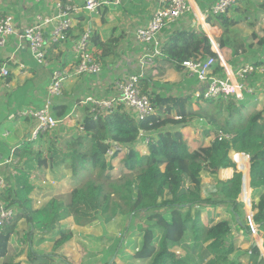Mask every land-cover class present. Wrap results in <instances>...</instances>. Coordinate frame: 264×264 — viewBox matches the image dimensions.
<instances>
[{"label": "trees", "instance_id": "16d2710c", "mask_svg": "<svg viewBox=\"0 0 264 264\" xmlns=\"http://www.w3.org/2000/svg\"><path fill=\"white\" fill-rule=\"evenodd\" d=\"M259 8L264 12V0L259 3ZM229 13L213 15L208 22L223 30L220 47H229L232 54L238 56L255 45L236 29L241 17L230 16ZM208 27L205 25L206 29ZM250 39H257L259 49L251 52L253 58H247L263 65L264 58L258 60L255 56L259 51L264 55V36L252 33ZM94 40L105 47L104 51L109 46H103L97 38ZM162 52L165 60L176 69L183 68L184 60L199 55L218 57L212 50L210 38L195 26L172 30L162 45ZM216 71L222 72L223 68L217 65ZM152 82L151 77H143L140 81L143 92L149 95L155 107V112L143 120H137L123 104L98 117H94L88 108L82 122L84 132L64 138L58 147L52 144L55 139L49 133L36 141L28 139L15 148L12 155L18 157L19 162L6 179L8 184L4 186L1 197L9 207L17 206L18 209L10 224L0 226V258H6L3 264H25L8 257L11 238L21 219L30 225L26 238H31L34 233L47 236L58 230L53 248L58 250L73 236L71 231L58 227L64 219L73 217L81 226L102 217L109 220L118 214L116 209L120 207L114 196L126 202L122 213L133 215L127 229L143 233L142 243L134 254L136 259L148 260V264H242L240 255L245 253L230 238L232 221L238 228L250 230L243 216V203L239 201L243 174L235 172L228 179H218L203 197L201 173L208 171L218 175L222 170L234 169L232 151L250 155L251 186L261 192L254 205V219L264 227V107L245 115L253 96L247 95L239 103L232 99H194L161 92L159 87L151 88ZM194 104L198 110H194ZM52 111L60 119L71 111V107L54 102ZM195 118L205 124L208 132L214 133V138L209 146L190 150L180 129ZM220 132L230 137L219 139ZM141 138L147 140L148 152L145 154L136 148ZM46 139L51 144L47 157L41 150L36 152L34 145ZM113 143L128 149L125 167L130 174L109 183V170L113 165L106 153ZM0 149L5 150L1 143ZM244 153L239 158L242 169L246 166ZM31 161L41 168L48 163L65 165L80 184L73 188L66 200L52 198L46 205L34 209L30 197L34 190L31 168L24 165ZM218 204L232 208L231 219L204 223L201 209ZM190 237L193 243L185 245ZM124 238L118 239L122 245ZM119 246L116 244L115 250H121ZM249 253L248 264H264L259 247L254 246ZM28 256L31 259L29 264L51 262L49 254L40 255L32 249Z\"/></svg>", "mask_w": 264, "mask_h": 264}, {"label": "crops", "instance_id": "0c3cea01", "mask_svg": "<svg viewBox=\"0 0 264 264\" xmlns=\"http://www.w3.org/2000/svg\"><path fill=\"white\" fill-rule=\"evenodd\" d=\"M60 1L79 6L83 5L86 2V0H0V18L3 15H12L15 19L17 33L19 34L22 32V29L23 27H25V25L31 23L35 19V16L37 14H42L44 16L55 14V4ZM105 1L106 3L101 7L99 13L91 15L87 11H82L79 15L76 16L77 20L75 22V26L69 32V38L67 41L59 44H52L49 46L47 66L43 65L42 67L36 62L28 47V44L20 40L19 35L17 34L11 36L7 46L0 49V71L3 67H8L10 70L9 76L5 78L8 86H3L0 90V143L5 148V150L3 151H1L0 149V177L6 176L8 178V176H11V174L15 171V165H13V163L16 164L17 162H19V158L15 157V155H12L13 151L16 147L21 146V144L29 139L30 133L34 127V123L30 118H22L18 116V112L20 110L42 108L44 106L48 86L50 85L52 79L51 74L54 69L63 68L69 70V76L66 78L64 84L63 95L55 100V104L67 105L71 107V111L63 118H60L64 119V121L62 122L63 127H60L56 132L57 135L58 133L62 135H60L61 137H54L55 140H53L52 142V144L57 147L58 145H60L64 138H69L70 136L76 135L73 134L72 131L78 132L77 134L83 133L80 127L81 125H83L82 122L84 119V115L87 109H91L92 107L90 103L84 102L87 97L95 96L100 100L116 96L118 91L115 82L123 78L125 75L139 72L138 61L141 54L143 53V46L136 42L134 32L137 27L145 24L150 19L154 11L157 9L159 0ZM190 1L193 6V11L179 19L177 22L169 25V27L164 30L162 34L163 44L167 40L168 34H170L172 30L174 31L176 29L185 28L188 26H195L199 30L201 26L203 31L205 30L204 32L208 34L207 36L210 38V41L212 43V50L223 55L227 64L233 63L236 58L244 59L246 62L255 63L256 60L254 61L253 59V61H248L249 58H247V54L249 52L254 53L255 50L259 49V47L257 46V39H250L252 33L257 34L258 29H261L262 33H264V12L259 8V3L263 0H260L257 5V8L259 9L258 11L263 18V23H260L253 27V31H250L251 35L246 37L249 39V42L253 43L255 46L254 48H250L248 51H246L248 53L245 52L238 56H234L232 54L231 48L220 47L219 39L223 34V30L218 25L209 23V17L205 18V16L203 15V10L214 3L216 0ZM201 5H204V7H202ZM140 6H142V8L145 7V10L151 8V11H147V13L143 14L141 13L142 11L139 8ZM137 15H141L142 17H144V19L142 18L137 22L132 23L133 18ZM233 16L241 18L243 17L240 14V10H237V12L234 13ZM203 21L205 24L203 23ZM205 25L209 26L208 29L205 28ZM88 29H90L92 33L91 50L101 60L103 69L99 75L76 76L73 71V65L77 62L75 44L80 38L81 34ZM258 36L263 37L264 34ZM95 38H97V40L99 39L101 43H103V46L105 44H109V46L106 47L105 51V47L99 46L94 40ZM256 57L258 60H261L264 58V55L259 51L255 58ZM21 65H24V67H22ZM148 77H151L153 81L151 83V88L155 86L159 87L158 89H160L161 92L168 91L172 95L191 96L195 99L194 94L198 88L197 79L195 77L189 76L185 72V70H183V68L176 69L173 64H170L165 60L163 55L159 56L156 59L154 66L150 67L147 71H144V78ZM5 81H1V83H4ZM170 84L174 85L169 86ZM250 96L255 97L254 95ZM245 98H247V96ZM250 101L251 102L249 103V105L253 103L252 100ZM193 108L194 110H198L197 104H194ZM207 129L208 128L204 123L199 122V119L195 118L189 121L185 126L181 127L180 130L184 134V138L190 150H198L200 148L209 146L214 138V133L208 132ZM146 142L147 140L145 138H141L136 144V148L143 154L148 152V146ZM34 145L36 152L41 150L44 153L45 157L49 155L48 150H50L51 146L49 140H41ZM233 152L236 151H232L231 153ZM127 153L128 149L126 148L125 152L120 153L112 159L125 158ZM240 157H243V155L241 154ZM33 162L34 161H31L24 165L28 164L27 167L30 166L31 168V182L34 185V190L30 197L32 199L34 209L40 208V206L36 205L35 203V196H41L43 200L41 201L40 205L44 206L49 202V200L61 194H67L66 196L64 195V197H67L68 194L73 190L74 186H77L80 182L76 177L72 176V170L70 168H67L65 165H54L48 163L46 167L41 168L38 166V164L32 165ZM246 166H248L247 171L244 170ZM246 166L241 169L243 173V181L245 184L250 183L251 181V162H247ZM235 172H237V167L234 169L222 170L218 175L211 174L206 171V175L203 174L204 179H202L203 192L208 191L209 189L211 190V187L214 186L208 185L209 187L208 189H206L205 183H210L212 180L216 181V179L218 178L228 179L232 177ZM51 182L60 184L54 190V188H50L48 186ZM7 184L8 180H5L4 185ZM62 185V188L64 189L61 188ZM43 189H46L45 191H48V189L54 190V197L48 198V195L43 196ZM252 193L254 200L258 202L260 196L257 195V190L252 188ZM61 197L62 196H60L59 198ZM247 200L249 203V196H247ZM219 205L222 204H218L215 206H205L201 209V212L203 213L206 207H208V210L213 209L217 212V209H215V207H218ZM14 209H16L17 211V206H14ZM229 209L231 210L232 208L230 207ZM201 217L204 223H216V221L213 220V213H208L206 215V221L204 220L202 214ZM69 219L73 222V227L75 230L85 232L86 234H90V236H98L95 231L98 226V220L95 221L92 225L81 226L75 223L73 217H69ZM62 222L58 226L60 229H62ZM21 223L23 224L21 225ZM25 224H27L26 226L29 227L27 232L30 231L29 223L25 219H21L18 222L16 232L13 234L14 236H12L11 238V241L14 242L19 237H21L18 240L21 243V248L19 247V245H17L16 249L13 250L12 248H10V245L8 257L14 259L15 261H21L22 263L29 264L25 262V256L27 255L28 260V254L31 249L34 253L40 255L50 253V249L43 250V247L52 242V248H54V241L55 238L58 237V230H53L47 236H42L34 233L31 235V238H26V234L21 231L23 228L22 226H24ZM73 233H75L74 230ZM94 240H96V238L93 237V241ZM67 243L68 242H66L60 249L54 251L61 250ZM255 243H257V247H259L261 253L264 255V235L261 238L255 239L253 245ZM25 245L27 247H24ZM119 245H121V243ZM244 245L245 244H243L242 246ZM114 247L115 243L114 245L112 243L109 249L105 251L106 257L112 256L111 263L107 264H116V261L114 259L112 260V258L122 250V248L121 250H115ZM253 247L254 246H252V248ZM243 248L245 251H248L250 245L247 247L244 246ZM13 252L15 253L14 255ZM99 260L101 261V258H99ZM84 264L104 263H102V261L99 262L96 259H92L84 262Z\"/></svg>", "mask_w": 264, "mask_h": 264}, {"label": "built area", "instance_id": "2783aa9c", "mask_svg": "<svg viewBox=\"0 0 264 264\" xmlns=\"http://www.w3.org/2000/svg\"><path fill=\"white\" fill-rule=\"evenodd\" d=\"M244 0H216L203 10V15L211 17L217 14H225ZM106 3L105 0H86L83 5H75L64 2L55 4V14L44 16L37 14L35 19L23 27L21 33H17L15 19L12 15H3L0 18V49L7 46L11 36L19 35L20 40L26 42L39 65H48V48L52 44L63 43L68 40L69 32L74 28L76 16L82 11H87L91 15L99 13L100 8ZM193 11L190 0H159L157 9L150 19L143 25L136 28L134 32L135 40L143 46V53L138 61L139 72L125 75L116 81L117 95L104 99H97L95 96L87 97L84 102L92 105L91 112L94 117L108 114L118 104H123L131 111L137 120H143L155 112V107L147 93H144L140 86L144 71L154 66L156 59L163 55L162 34L169 25L177 22L182 17ZM91 30L88 29L81 34L75 44L77 62L73 65L76 75H99L103 65L98 56L91 50ZM218 57L202 55L196 58L186 59L182 62L185 72L195 77L198 81V88L195 92L197 99H220L240 102L247 95L264 93V64L246 62L244 59L236 58L233 63L227 64L223 55L217 53ZM217 65L223 68L222 72L216 71ZM24 67V65H21ZM10 74L8 67H3L0 71V90L3 86H8L5 78ZM69 70L57 68L52 71L51 82L48 86L44 106L42 108H31L20 110L18 116L30 118L34 127L30 133L29 140L36 141L43 135L54 134L64 121L57 118L52 107L55 100L63 95V89ZM1 81H5L1 83ZM84 132V126L81 125ZM229 134L219 133V139L229 138ZM126 151V147L119 143H113L106 153L107 159H112ZM244 152H233L231 158L235 162L237 172L239 169L238 158ZM245 163L250 162V156L246 153ZM248 156V157H246ZM243 174V173H242ZM251 181L245 184L242 178V190L239 201L243 203L244 217L248 221L250 231L255 239L264 235L262 225L255 222L256 210L252 193ZM249 196V203L247 200ZM246 209V211H245ZM16 211L9 207L0 195V226L10 224L14 219ZM257 246V243H255ZM254 244V245H255ZM261 251V250H260ZM264 251V250H263ZM261 258L264 255L261 253Z\"/></svg>", "mask_w": 264, "mask_h": 264}, {"label": "rangeland", "instance_id": "374dc122", "mask_svg": "<svg viewBox=\"0 0 264 264\" xmlns=\"http://www.w3.org/2000/svg\"><path fill=\"white\" fill-rule=\"evenodd\" d=\"M259 1L260 0H244L238 4L240 6H237V7L235 6L237 8V10H240V14L243 16L241 18L243 21H240L236 27V29L239 31V33L241 34L242 37L243 36H245V37L250 36L251 35L250 31L253 29V27H255L256 25H258L260 23H263V18L261 16L260 12L258 11L259 9L257 8ZM139 8L142 11L141 13H143V14L147 13V11H151V8L148 10H145V7L142 8V6H140ZM236 8L233 10L231 9L232 11L230 10V13H229L230 16H233L234 13L237 12ZM142 18L144 19V17H142L141 15H137L133 18L132 23H135L139 19H142ZM138 23H140V22H138ZM263 28H264V26H263ZM199 30L200 31L203 30L201 26H200ZM261 33H262L261 29H258L257 34L258 35L264 34V33H262V34ZM247 55L251 56L252 58L254 57V54L251 52H249ZM231 59H233V58H231ZM248 61H251V60H248ZM41 66L43 67V65H41ZM76 76H79V75H76ZM172 85H174V84H170L169 86H172ZM63 91H64V89H63ZM254 96L255 97H253L251 99L253 101V103L250 104V108L244 111L245 115L253 112L254 110H258V109L261 110L264 107L263 106L264 93L263 94H255ZM203 105H205V104H203ZM60 127H63L62 124L60 125ZM72 133L77 134L78 132L72 131ZM60 135H62V134L58 133V135H57V132H55L53 134L54 137L60 136ZM239 158L237 159L238 163H239V169H242L241 161L239 160ZM33 164L36 165L37 163L33 162L32 165ZM13 165H15V163H13ZM112 165H113V167L109 170L111 177H110V179L107 180V182L110 183V182L118 181L119 179H122L123 177L130 174V171L125 167V158L112 159ZM26 167H27V165H26ZM235 168H236V166H235ZM205 172L206 171L201 173L202 179H204L203 174L206 175ZM72 176H74V174ZM6 178H7L6 176L0 177V195H2L4 186H5L4 183H5ZM218 179H216V181ZM216 181L212 180L210 183H205V188L208 189V187H209L208 185H215V183L217 184ZM59 184L60 183H52L51 182L48 186L50 188H54V190H55V188L57 186H59ZM79 184H80V182H79ZM48 186H46V187H48ZM62 187H63V185L61 186V188ZM74 187H76V185ZM107 187H108V185H107ZM61 188H60V190H61ZM62 189H64V188H62ZM45 190L46 189H43V191H44L42 193L43 196L48 195V198L54 197V193H55L54 190H52V189H48V191H45ZM64 195L66 196L67 194H64ZM64 195L61 194V195L54 197V198H59L60 196H62V199L66 200L67 197H64ZM202 195H203V197H205L207 195V192L206 191L202 192ZM257 195L260 196L261 192L257 191ZM113 198H114V200H117L120 203V207H117V209H116L118 211V214L113 215L112 218L109 220H106L103 217H102V219H98V221L96 220L98 226H97V229H95V231H96L98 236H90V234H86L85 232L75 230L73 227V222L69 219V217L67 219L63 220L62 228L66 231H71L73 236L71 239L68 240V243L59 251L53 250L52 242L50 244H47V246L43 247V250L50 249V253H48V254H50V258H51L50 264H67V263L68 264H84V262H87V261L92 260V259H96L99 262L102 261V263H104V264L111 263V257L112 256L106 257L105 251L107 249H109V247L112 245V243H113V245H114V243H115V245L120 244L121 240H118V239H120V238L122 239L124 237L125 238L123 240V245L121 244V246H120V247H122V250L117 255L113 254L114 257L112 258V260L114 259L116 261V264H148V262H149L148 260L140 261L134 257V254L137 251V248H139L141 243H142L143 233L136 230V229H127L128 225H129V219L131 216L129 214L122 213L123 212L122 208H125L123 205H125L126 202L124 199H122L119 196H114ZM34 199H35L36 205H39L40 207L43 206V205H40L41 201L43 200L41 198V196L40 197L35 196ZM229 208L230 207L227 205H219L218 207H215V209H217V212H216L213 209L208 210V207H206L202 213V216H203L205 221H206V215L208 213H213V217H214L213 220L216 222H219V221H221L227 217H229L231 219V214H230ZM14 210L16 211V209H14ZM120 216H122V217H120ZM217 217H219V218H217ZM229 218H227V219H229ZM93 223H91L89 225H92ZM243 223H245L244 218H243ZM22 224L23 223H21V225ZM26 225L27 224L22 226L23 228L21 230L25 234L28 233L27 231L29 229V227ZM73 230L75 233H73ZM262 230H264V227H262ZM241 231H243V232H241ZM251 235L252 234H251L250 230L248 231L246 229L243 230L241 228H238V227H236V225L232 221V233H231L230 240L236 244L238 249H241L242 252L245 253L243 255H240V261L242 262V264H248L249 263V259H250L249 251L251 250L250 248H252V246H254L253 243L255 240ZM93 237L96 238V240L93 241ZM19 238H21V237H19ZM19 238L17 240H15L14 242H12V241L10 242V245H11L10 248H12L14 250V249H16L17 245H19V247L21 248V243H20V241H18ZM185 243H186L185 245L188 244L191 246V244L193 243L191 237L188 238L187 242H185ZM189 243H191V244H189ZM243 244H245L244 246H246V247L250 245V248L248 251L244 250V248H243L244 246H242ZM24 247H27V246L25 245ZM24 247H22V248H24ZM180 251H182V249H180ZM190 252H192V251H190ZM14 254L15 253L13 252V255ZM193 254L196 255V252ZM57 255L60 257H58ZM25 257H26L25 262L30 263L31 259L29 258V256H28V260H27V255ZM99 258H101V261L99 260ZM5 259L6 258L0 259V264H2V262Z\"/></svg>", "mask_w": 264, "mask_h": 264}, {"label": "water", "instance_id": "95a60500", "mask_svg": "<svg viewBox=\"0 0 264 264\" xmlns=\"http://www.w3.org/2000/svg\"><path fill=\"white\" fill-rule=\"evenodd\" d=\"M132 216H133V215H131V218H132ZM254 246H256V244H255Z\"/></svg>", "mask_w": 264, "mask_h": 264}, {"label": "bare ground", "instance_id": "6f19581e", "mask_svg": "<svg viewBox=\"0 0 264 264\" xmlns=\"http://www.w3.org/2000/svg\"><path fill=\"white\" fill-rule=\"evenodd\" d=\"M202 21V20H201Z\"/></svg>", "mask_w": 264, "mask_h": 264}]
</instances>
